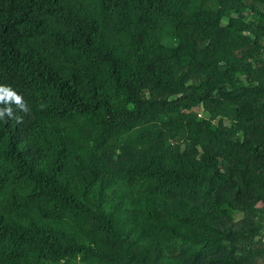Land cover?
Wrapping results in <instances>:
<instances>
[{"label":"trees","instance_id":"obj_1","mask_svg":"<svg viewBox=\"0 0 264 264\" xmlns=\"http://www.w3.org/2000/svg\"><path fill=\"white\" fill-rule=\"evenodd\" d=\"M0 84V264H264V0H0Z\"/></svg>","mask_w":264,"mask_h":264},{"label":"clouds","instance_id":"obj_2","mask_svg":"<svg viewBox=\"0 0 264 264\" xmlns=\"http://www.w3.org/2000/svg\"><path fill=\"white\" fill-rule=\"evenodd\" d=\"M15 104L22 111L27 112L28 106L25 103L22 95L18 94L10 86L0 84V120H3L5 116H13V111L11 105Z\"/></svg>","mask_w":264,"mask_h":264},{"label":"rangeland","instance_id":"obj_3","mask_svg":"<svg viewBox=\"0 0 264 264\" xmlns=\"http://www.w3.org/2000/svg\"><path fill=\"white\" fill-rule=\"evenodd\" d=\"M177 77H183V76H187L188 75V72H176L175 74Z\"/></svg>","mask_w":264,"mask_h":264},{"label":"built area","instance_id":"obj_4","mask_svg":"<svg viewBox=\"0 0 264 264\" xmlns=\"http://www.w3.org/2000/svg\"><path fill=\"white\" fill-rule=\"evenodd\" d=\"M263 238H264V232H263Z\"/></svg>","mask_w":264,"mask_h":264}]
</instances>
